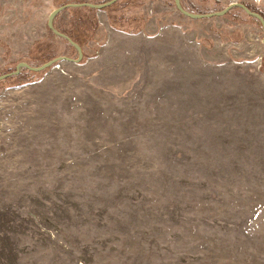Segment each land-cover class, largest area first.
Wrapping results in <instances>:
<instances>
[{
    "label": "rangeland",
    "instance_id": "rangeland-1",
    "mask_svg": "<svg viewBox=\"0 0 264 264\" xmlns=\"http://www.w3.org/2000/svg\"><path fill=\"white\" fill-rule=\"evenodd\" d=\"M110 1L0 0V76L78 60L50 14ZM230 4L264 21L179 0ZM53 26L79 62L0 81V264H264L262 23L118 0Z\"/></svg>",
    "mask_w": 264,
    "mask_h": 264
},
{
    "label": "water",
    "instance_id": "water-1",
    "mask_svg": "<svg viewBox=\"0 0 264 264\" xmlns=\"http://www.w3.org/2000/svg\"><path fill=\"white\" fill-rule=\"evenodd\" d=\"M116 1L118 0H111L110 2H107L103 5H93V4H71V5H66V6H63V7H60V8H57L56 10H54L49 18H48V22H47V27L49 28V30H51L53 32L54 35L60 37V38H63L65 39L71 46H73L77 53L79 54V58L78 60H70V59H55L53 61H50L46 64H44L43 66L39 67V68H31L29 67L28 65L26 64H23V63H20L17 67H16V70L14 73L12 74H9V75H4V76H0V81L10 77V76H15V75H18L19 74V70L21 68H25L29 71H32V72H41L47 68H50L52 65L56 64L57 62H61V61H64V62H67V63H77L79 62V59H81V50L77 47V45L75 43H73L67 36L63 35V34H60L58 33L56 30H54V26H53V20L54 18L59 14L61 13L63 10L67 9V8H79V7H88L90 9H94V10H97V11H101L103 10L104 8L106 7H109L110 5H112L113 3H115ZM174 3H175V7L176 9L181 13L183 14L184 16H187L188 18L190 19H195V20H200V19H206V18H211V17H220V16H223L225 15L229 10H231L232 8L234 7H237V8H240L242 9L247 15L249 16H252L254 18H256L257 20H259L262 25L264 26V21L262 20V18L260 16H258L257 14L255 13H252L250 11H248L243 5H240V4H230L226 9H224L222 12L220 13H214V14H207V15H193V14H189L187 13L186 11H184L180 5H179V0H174ZM262 45L264 47V35H263V39H262Z\"/></svg>",
    "mask_w": 264,
    "mask_h": 264
},
{
    "label": "crops",
    "instance_id": "crops-1",
    "mask_svg": "<svg viewBox=\"0 0 264 264\" xmlns=\"http://www.w3.org/2000/svg\"><path fill=\"white\" fill-rule=\"evenodd\" d=\"M113 4H115V3H113ZM113 4H112V5H113ZM112 5H110V6H112ZM110 6H109V7H110ZM81 8H85V7L72 8V9H81ZM87 8H88V7H87ZM106 8H107V7H106ZM104 9H105V8H104ZM63 11H64V10H63ZM123 32H124V30L120 31L121 34H122ZM108 34H109V33H108ZM123 34H125V33H123ZM138 35H139V34H137V37H138ZM113 41H114V42H117V41H118V38H117V37H114ZM184 42H185V41H183V43H184ZM108 43H109V42H108ZM116 50H117V48H116Z\"/></svg>",
    "mask_w": 264,
    "mask_h": 264
},
{
    "label": "bare ground",
    "instance_id": "bare-ground-1",
    "mask_svg": "<svg viewBox=\"0 0 264 264\" xmlns=\"http://www.w3.org/2000/svg\"><path fill=\"white\" fill-rule=\"evenodd\" d=\"M61 62H64V61H61ZM61 62L59 63V67H61V66H62Z\"/></svg>",
    "mask_w": 264,
    "mask_h": 264
},
{
    "label": "built area",
    "instance_id": "built-area-1",
    "mask_svg": "<svg viewBox=\"0 0 264 264\" xmlns=\"http://www.w3.org/2000/svg\"><path fill=\"white\" fill-rule=\"evenodd\" d=\"M55 67H59V65L57 64V65H55Z\"/></svg>",
    "mask_w": 264,
    "mask_h": 264
}]
</instances>
